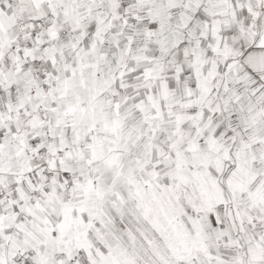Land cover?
Here are the masks:
<instances>
[{
    "label": "snow or ice",
    "instance_id": "1",
    "mask_svg": "<svg viewBox=\"0 0 264 264\" xmlns=\"http://www.w3.org/2000/svg\"><path fill=\"white\" fill-rule=\"evenodd\" d=\"M0 264H264V0H0Z\"/></svg>",
    "mask_w": 264,
    "mask_h": 264
}]
</instances>
